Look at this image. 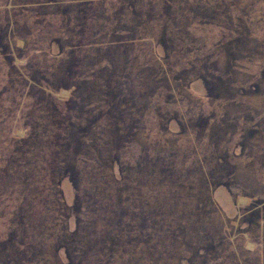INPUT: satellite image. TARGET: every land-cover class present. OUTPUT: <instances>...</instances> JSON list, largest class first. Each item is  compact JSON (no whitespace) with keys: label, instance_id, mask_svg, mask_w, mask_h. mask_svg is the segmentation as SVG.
Masks as SVG:
<instances>
[{"label":"rangeland","instance_id":"1","mask_svg":"<svg viewBox=\"0 0 264 264\" xmlns=\"http://www.w3.org/2000/svg\"><path fill=\"white\" fill-rule=\"evenodd\" d=\"M0 264H264V0H0Z\"/></svg>","mask_w":264,"mask_h":264}]
</instances>
